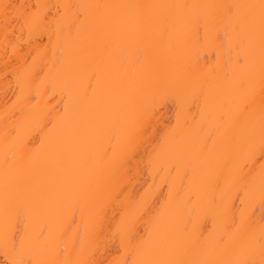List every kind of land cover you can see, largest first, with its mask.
I'll list each match as a JSON object with an SVG mask.
<instances>
[{
	"label": "snow or ice",
	"instance_id": "obj_1",
	"mask_svg": "<svg viewBox=\"0 0 264 264\" xmlns=\"http://www.w3.org/2000/svg\"><path fill=\"white\" fill-rule=\"evenodd\" d=\"M0 16L55 36L49 73L19 81L40 116L4 155L0 264H103L91 250L115 241L125 255L109 264H264V213L256 224L235 211L257 199L264 210V0L2 3ZM199 47L214 61L203 79L199 52L170 71ZM170 104L175 125L162 117ZM192 108L199 120L182 127ZM144 137L155 140L149 166L173 177L166 196L136 199L112 180Z\"/></svg>",
	"mask_w": 264,
	"mask_h": 264
},
{
	"label": "bare ground",
	"instance_id": "obj_2",
	"mask_svg": "<svg viewBox=\"0 0 264 264\" xmlns=\"http://www.w3.org/2000/svg\"><path fill=\"white\" fill-rule=\"evenodd\" d=\"M221 2H234V0H0L2 3H13L17 5H33V4H134V3H156V4H213ZM235 2H249V0H235ZM55 11V9H53ZM63 11V10H62ZM55 42L53 35L51 43ZM48 35L43 36L33 33L29 34L27 29H22L20 23L11 27H5L3 18L0 16V193H2V185L4 179V155L6 151L13 147L12 137L18 131L24 136L30 131L33 122L39 118L40 109L34 107L35 101L28 99V93L21 92L19 81L23 78L24 73L29 69L41 72V78L49 73L53 58V49L51 47ZM196 52L200 54V64L203 66L199 76L203 79L209 73L210 67L213 65V56L207 48L199 47L191 50L190 55L177 53L171 64L170 71L175 75L184 73L185 65L189 62H195ZM208 53L207 60L204 59L205 53ZM167 53L160 51L154 56V63L158 64L161 57ZM217 87L222 88L223 84L215 82ZM59 100V96L52 103L55 104ZM62 107V105H61ZM23 109V114H21ZM178 108L174 104H170L163 110L162 117L165 121H171L172 125L177 122ZM92 111L87 106H78L77 116L80 120L87 123L92 119ZM199 120L196 109L192 108L185 115L180 117L181 125L186 118L189 125L193 123V116ZM209 126H205V133L209 131ZM230 131V129H229ZM201 135L199 128L190 127L187 130V138L195 140ZM71 142V133H69ZM155 147V140L151 137H144L139 140L138 146L132 153V159L126 162L114 176L113 182L122 185L123 189L130 195L139 199L150 191L153 197L160 196L168 192V186L165 181L171 182L173 177H169L168 173L157 172V170L149 166V159ZM178 184V180H177ZM163 203V200H161ZM245 210L248 219L258 224L264 210L261 209L259 200L241 204L236 201V214L240 215L241 210ZM113 214L112 209H108V215ZM79 220V216H77ZM0 227H2V215H0ZM72 233H75L73 228ZM93 258L102 261L103 264H109L110 261L124 257L123 248L120 247L119 241L113 242L107 248L101 247L99 251L91 250Z\"/></svg>",
	"mask_w": 264,
	"mask_h": 264
}]
</instances>
